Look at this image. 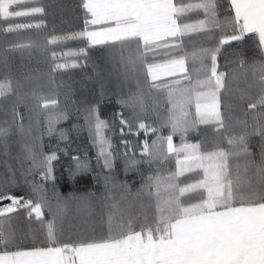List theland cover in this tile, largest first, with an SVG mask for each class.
<instances>
[{"label": "snow or ice", "instance_id": "snow-or-ice-1", "mask_svg": "<svg viewBox=\"0 0 264 264\" xmlns=\"http://www.w3.org/2000/svg\"><path fill=\"white\" fill-rule=\"evenodd\" d=\"M38 4L39 0H0V32L40 28L42 21L12 22L15 18L33 19L44 14L45 8ZM81 7L85 27L72 39H80L86 45L135 43L137 56L129 62L146 65L152 86L163 85L168 91L171 132L160 143L161 147L167 146L165 157L170 154L176 158L177 170L168 177L149 178L150 186L156 188L155 215H145L141 220L113 204L121 222L111 226L106 235L95 238L62 240L57 234L56 218L42 219V201L0 191V203L10 202L0 206V264H264V192H245V177L237 169L233 179L231 170L232 160L247 161L251 155L246 136L228 137L227 149L217 145L208 150L201 143L185 140L197 121L213 125L218 131L225 128L220 108L226 81L225 73L217 70V57L223 46L242 40L246 34H253L258 47L264 49V0H228L223 16L219 0H81ZM193 34L210 38L213 46L186 51V38ZM59 41L53 36L49 43ZM67 55L85 56L86 49ZM190 64L197 73L195 78ZM253 69L259 73L262 90L255 98H248L247 108L264 111V63L253 65ZM11 91L9 80L0 81V96ZM49 103L56 105L55 100L46 99L45 106ZM193 105L195 116L190 123ZM121 124L129 133L158 131L143 122L136 126L121 119ZM104 127L105 122L96 116L97 136ZM259 132L264 136V124L259 126ZM7 134V129L0 128V137ZM176 134L181 137L179 145L173 144ZM99 143L105 165L110 167V153L106 154L110 145L102 137ZM153 146L145 141L144 151L151 155ZM28 151L31 153V149ZM30 158L34 166L43 169L42 175L50 176L55 152L39 162L34 155ZM247 167L246 163L245 170ZM257 173L264 181V149ZM39 191L36 186L34 192ZM21 209L29 219L35 214L44 229L43 239L27 247L18 242L12 227V216Z\"/></svg>", "mask_w": 264, "mask_h": 264}, {"label": "trees", "instance_id": "trees-1", "mask_svg": "<svg viewBox=\"0 0 264 264\" xmlns=\"http://www.w3.org/2000/svg\"><path fill=\"white\" fill-rule=\"evenodd\" d=\"M219 3L223 16L228 0ZM38 6L45 8L44 14L33 19L15 18L12 22L42 21L40 28L0 32V81L9 80L13 89L0 96V128L8 130L6 137H0V191L27 197L29 186L32 185L33 191L38 186L40 191L34 193L44 204L42 219L56 218L57 234L62 240L106 235L111 226L121 222L113 204L141 220L145 215L152 216L156 188L150 186L149 178L166 177L175 158L170 154L165 157L166 144L161 147L160 143L171 132L169 105L164 101L170 98L168 91L163 85L153 87V83L146 81V65L129 62L137 56L135 43L86 45L71 38L85 27L81 0H39ZM53 36L60 41L49 43ZM211 46L212 40L202 34L186 38L189 52ZM82 48L86 49L85 56L67 55ZM262 63L264 58L253 34L223 46L217 57V70L225 73L226 89L221 90L220 108L225 128L218 131L213 125L197 121L185 136L186 142L201 143L208 150L226 146V135L246 136L251 154L248 160L252 161L247 170L254 173L260 162L259 150L264 147V136L259 132V126L264 124V111L248 109L247 102L262 90L259 73L253 69V65ZM57 65L67 66L57 68ZM199 67L197 63L196 69ZM190 71L195 78L197 73L191 70V64ZM42 74L47 78L41 85L49 87L52 93L47 100H55L56 105L50 109L40 107L39 111L34 109L39 107L35 103L37 98L29 99L28 91L31 79ZM182 83L187 86L186 81ZM96 116L106 124L99 136ZM194 116L192 106L190 123ZM121 119L136 126L148 122L158 131L129 133ZM28 120L35 131H20ZM101 137L110 145L106 148L110 167L100 154ZM145 141L149 146L156 142L151 155L144 151ZM180 143V135H174L173 144ZM53 152L56 159L52 161L51 174L41 180L43 169L34 166L30 157L34 155L39 162ZM245 164L244 158L234 159L231 170L247 171ZM108 189H121L124 194L108 198L104 195ZM13 229L25 241L21 243L23 246L44 237L40 222L37 219L27 222L23 209L13 215Z\"/></svg>", "mask_w": 264, "mask_h": 264}, {"label": "rangeland", "instance_id": "rangeland-1", "mask_svg": "<svg viewBox=\"0 0 264 264\" xmlns=\"http://www.w3.org/2000/svg\"><path fill=\"white\" fill-rule=\"evenodd\" d=\"M38 6V5H37ZM39 77V78H38ZM47 77H46V75L45 74H42L41 76H37V78L35 79V77H33L31 80V82H30V89H29V91H28V98L29 99H32L33 97H35V98H37V102H35L36 103V105H37V103H38V105H39V107H36V108H34V109H38L39 108V111H40V109L41 108H46V109H50L51 107H53L50 103L48 104V106L46 107L45 106V103H46V99H48V97L50 98V96H51V89L49 88V87H46L45 85V87L44 86H42L41 84H43L44 82L43 81H45L44 79H46ZM42 86V87H41ZM261 86V85H260ZM262 87V86H261ZM166 92V91H165ZM46 98V99H45ZM170 99V98H169ZM169 99L167 98V99H165L164 101L167 103V105H169L168 106V108H169V110H170V108H171V105H170V103H169ZM37 105V106H38ZM41 107V108H40ZM34 121H35V119H34ZM30 123L31 122H29V120H28V122L24 125V126H22L21 125V128H20V131L21 130H25L26 131V133L27 132H34L35 131V128H33V130H32V128H31V126H30ZM143 123H145L146 125H148V126H150V123H146V122H143ZM33 125V124H32ZM151 127V126H150ZM170 133H167V136L169 135ZM166 136V137H167ZM179 145V144H178ZM166 149H167V146H166ZM28 150V149H27ZM261 159H262V155L260 156V162H261ZM260 162L257 164V166H259L260 165ZM246 163L247 164H251L252 163V161L251 160H247L246 161ZM169 168V167H168ZM257 168V167H256ZM177 170V165H176V158H174L173 160H172V162H171V164H170V168H169V170H168V174H167V176L166 177H168L171 173H173V172H175ZM9 176H11V174H9ZM41 177V180H45L44 178H45V176H43V175H41L40 176ZM180 180L181 181H184L185 180V177H180ZM188 182H191V176H189V178H188ZM245 183H248V184H252V185H255V186H257V187H254V189L252 190V191H255V192H257V193H261V192H264V181H262L261 180V178H260V176H252L249 180H248V182H245ZM244 185H246V184H243L242 185V187L244 186ZM251 185V186H252ZM243 190L245 191V192H248L249 190L247 189V188H243ZM124 194V192H123V190H121V189H119V190H111V189H108V190H105V192H104V195L106 196V197H108V198H113V197H118V196H121V195H123ZM27 197H31L33 200H37V198H36V194L34 193V191H33V187H32V185H30L29 186V188H28V195H27ZM193 202H196V201H193ZM153 212H154V214L153 215H155V210L153 209ZM152 215V216H153ZM151 216V214H148V217H152ZM76 238H72V240H75Z\"/></svg>", "mask_w": 264, "mask_h": 264}, {"label": "crops", "instance_id": "crops-1", "mask_svg": "<svg viewBox=\"0 0 264 264\" xmlns=\"http://www.w3.org/2000/svg\"><path fill=\"white\" fill-rule=\"evenodd\" d=\"M89 30H92V28L90 27ZM260 49H261V48H260ZM261 53H262V56H263V58H264V49H261ZM144 76H145V79H146V81H147L148 83H153V81L151 80V78L148 77L147 74H146V66H145V68H144ZM156 82H158V81H156ZM193 107H194V109H195V106H194V105H193ZM228 137H230V136H229V135L224 136V142L226 143V146H221V147L226 148V149L229 147V145L227 144V138H228ZM225 143H224V145H225ZM262 149H264V147H263ZM262 149L259 150V153H260L261 155H262ZM166 150H167V149H166ZM232 175H233V179H235L236 176H237V171H236L235 169L232 171ZM239 175L242 176V177H245V180H244V183H243V184H246V185H244L242 188H247L248 190H253L254 187H257V186H255V185L245 183V182H248V180H249L252 176H256V177H257V175H258L257 171H255V173H254V171H251V170H247V171L239 170ZM251 185H252V186H251ZM23 211H24L25 220H26L27 222L36 219V218H35V214H33V217H32L31 219H29V217H28V215H27V212H26L25 210H23ZM12 227H13V216H12ZM16 235H17V238H18V242H19V243L25 242V241L21 240V239H23V238H20L18 234H16ZM22 244H23V243H22ZM25 247H27V246H25Z\"/></svg>", "mask_w": 264, "mask_h": 264}, {"label": "built area", "instance_id": "built-area-1", "mask_svg": "<svg viewBox=\"0 0 264 264\" xmlns=\"http://www.w3.org/2000/svg\"><path fill=\"white\" fill-rule=\"evenodd\" d=\"M7 203H10V202H9V201H4V202L0 203V206H4V205H6Z\"/></svg>", "mask_w": 264, "mask_h": 264}]
</instances>
